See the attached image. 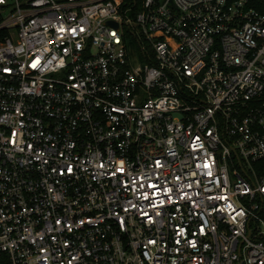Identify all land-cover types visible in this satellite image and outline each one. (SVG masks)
<instances>
[{
  "label": "built area",
  "instance_id": "obj_1",
  "mask_svg": "<svg viewBox=\"0 0 264 264\" xmlns=\"http://www.w3.org/2000/svg\"><path fill=\"white\" fill-rule=\"evenodd\" d=\"M0 11V264H264V0Z\"/></svg>",
  "mask_w": 264,
  "mask_h": 264
},
{
  "label": "rangeland",
  "instance_id": "obj_2",
  "mask_svg": "<svg viewBox=\"0 0 264 264\" xmlns=\"http://www.w3.org/2000/svg\"><path fill=\"white\" fill-rule=\"evenodd\" d=\"M5 13L9 14L10 11L8 10V11H6ZM134 47H135V48L137 47V49H138V51H139V58L136 60V62H137V63H138V62H142V61H143V55H142L141 46H140L139 42H136V44L134 45Z\"/></svg>",
  "mask_w": 264,
  "mask_h": 264
},
{
  "label": "trees",
  "instance_id": "obj_3",
  "mask_svg": "<svg viewBox=\"0 0 264 264\" xmlns=\"http://www.w3.org/2000/svg\"><path fill=\"white\" fill-rule=\"evenodd\" d=\"M3 20L2 12L0 11V22ZM8 35V31L6 29H0V41L3 40Z\"/></svg>",
  "mask_w": 264,
  "mask_h": 264
},
{
  "label": "water",
  "instance_id": "obj_4",
  "mask_svg": "<svg viewBox=\"0 0 264 264\" xmlns=\"http://www.w3.org/2000/svg\"><path fill=\"white\" fill-rule=\"evenodd\" d=\"M109 24H113V25H118L116 22L114 21H109Z\"/></svg>",
  "mask_w": 264,
  "mask_h": 264
}]
</instances>
